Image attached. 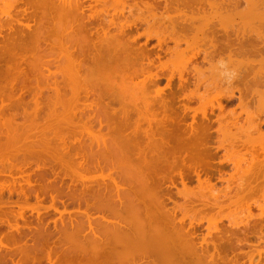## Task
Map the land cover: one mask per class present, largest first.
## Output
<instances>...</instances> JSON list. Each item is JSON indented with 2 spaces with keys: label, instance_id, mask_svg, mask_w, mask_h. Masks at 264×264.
I'll return each mask as SVG.
<instances>
[{
  "label": "bare ground",
  "instance_id": "6f19581e",
  "mask_svg": "<svg viewBox=\"0 0 264 264\" xmlns=\"http://www.w3.org/2000/svg\"><path fill=\"white\" fill-rule=\"evenodd\" d=\"M12 1L13 3L11 4L9 3L8 5L10 9L13 6L12 10H9L8 8H6L7 6H5L6 10L1 8L2 11H0L1 17L4 16L2 14H6L7 16H4L6 18L10 17L9 18L10 20L7 19L8 21L5 20L6 18H3L4 20H2V18L0 17V32H2V34L4 33V35L0 33L1 34V38H0V163H1L0 164L1 165L0 166V264H45L44 260H47L46 262H48L49 264H264V259H263L264 244L260 245L261 242H264V233H263L264 231L262 230V228L264 227V203L259 200L254 201L253 204H256L258 206V207L256 206L255 208H260L259 214L257 215H254L251 212H249V207H246L247 206L246 205L245 207L249 214L246 215L245 219H243L244 215H242L243 216L242 217L239 212H238L239 216L238 215L235 216V214L237 213L235 214L232 213L233 216L230 214L231 218L233 217L232 220L227 218L229 219L228 223L230 224L228 225L230 226V228H226V227L221 228L220 225L222 223L218 226L217 225L218 222H216V220H220V218L222 217L225 218L227 216L226 215L222 216L223 213L220 212L217 213L214 212L215 207L216 209L218 208L216 204L219 205L218 204L220 202L219 200L216 199L217 200L216 204L214 203L215 201H213L215 199L211 201L209 200L210 203L213 201V203H211L212 206L214 205V207L211 208L213 211L211 209L210 211L211 214L214 215L213 216L211 215L212 218L211 217L210 219L208 218L209 223H207L208 225L206 226L207 231L204 230V232H201L198 229V224L201 226L199 220H203L202 218H207V216L210 214L208 213L209 209L207 211L203 210L210 208L209 207L210 203L204 199L201 201L200 200L197 201L196 193L192 189H191L192 191L189 190L190 188L188 186V184L190 183V174L188 175L189 170L190 171L194 170V174L197 176V182L199 183L198 184L199 187L211 190L212 188H214L215 185V183L212 180L213 173H211L207 169H203V170L196 169L197 167L200 168L203 167L205 163L204 162L205 156L209 154L210 151L209 135L211 130H209L208 123H204V120L205 119L209 120V117L207 116L208 113H206L207 109H204V111L202 110L203 112L206 111L205 113H202L200 108V113H202L201 115L204 116V117L202 116L203 121H201V123L200 121H198L199 122L198 123L196 119V115L194 114L193 121L189 124H186L187 122L184 120L186 122V123L184 122L186 124L184 125L183 119L185 118L184 117L185 115L184 116L178 115L177 109L180 104L177 103V106L175 105V103L179 101L178 99L180 96L177 98L174 95L177 94L176 92L177 90H180L179 87L181 88L182 86L185 85L184 81L185 83L187 81L188 77L184 76L185 70L189 72L191 68V70L197 71L199 74V71L204 68L199 66L203 61L209 60V63L207 62L208 64L213 63L210 60V58L214 57L213 52H215V50L214 48L211 49V47L213 46L216 47L218 42L217 44L215 43L212 45L213 42L211 43L207 41L208 39L210 41H213V39L215 38V34H213L215 31L213 32L214 29L212 30L211 27H210L211 36L208 35L209 24L212 22V20H214L213 17L205 18L206 15L204 16L202 13H200L202 15L195 14L196 12L193 15L191 14L193 13L191 11L192 10L191 8H189L190 9L189 11L191 13L189 12L190 15H188L189 16L188 17L186 16L187 15L186 13H183V11L187 12L186 8H184V10L182 8L181 9L179 8L182 11L178 9V4H182L185 6L184 2H186L187 7H190L191 5L188 6V3H192L195 0H182L184 4L180 0H173V1L172 0H113L114 2L111 0H95V1L92 0L94 1L95 4L88 3L89 5L88 4L87 5L89 7H86L87 5L84 4L85 0H37V1L35 0L34 2L32 0V4L30 3L31 5H27L29 7L25 6L27 2L26 3L24 2L25 8H23L22 5H18L21 6L22 8L20 10H19L20 7L16 6L18 7V10L15 9L16 7H14L18 2H16V0H12ZM110 1L112 3H110ZM116 1H118V3H120L121 5L118 3L117 5ZM128 1H132V4H129ZM234 1L240 2V0L239 1L238 0H207L206 2L210 5L212 9L214 8L218 9L219 6L218 4L220 3V5H222L223 3V6H219L221 8V13H222L224 9L222 7L224 6L226 7V4L224 5V2L225 3L230 2V4L235 5V3L237 2L232 3ZM245 1L244 2L246 3V6L247 4L250 5V7H248L249 5L246 7L248 8L247 11H242V8H239L242 11L240 12L238 8L235 9L234 7L233 9L235 10L229 9V12L225 8V10H227L226 12H228V14L230 13L235 15L236 10L238 9L237 11H239V15L254 13L255 17L262 12L260 14V18L261 19L264 18V13H263L264 10L262 8L264 7L263 6L264 0H245ZM162 2H164L163 5L164 10L160 9L162 12L159 10L161 17H158L159 13L156 11V9ZM20 3H22L21 0ZM174 3H176L175 4L176 6L173 5ZM261 3L263 4L261 5L262 10H259L260 11L259 12L257 11L259 8L255 6L258 5L259 7L260 6L259 4ZM140 4H142L145 8H142ZM99 5L101 7H99ZM227 5L229 6L228 3ZM193 6L195 5H192L191 7ZM237 6H240L239 3ZM176 7L179 10V12L178 10H176ZM85 8H88V10L90 11L85 12ZM109 8L113 9V11L112 10L110 11ZM165 8L170 9V11L172 10L174 11L173 8H175V12L172 13L174 15L179 13L183 17L182 13L186 14L185 15L186 17L184 16L183 19L185 20L191 18V22L188 21L189 20L188 19L186 23L187 22H189L188 24L191 23V25L189 26L192 27L193 25L192 29L196 28L195 29L196 31L194 30L195 34L193 33L194 35H191L193 32L191 31L192 29L190 30L188 28V32L187 30L186 33L185 31H183V33L181 32L182 35L180 33H177L180 34L181 38H179V35H177L176 33H174L176 34V36H174L173 34H171V37L169 36L170 40L173 39L174 43L176 44V46H174L175 50L177 49L176 47L180 46L181 41L184 42L186 41L187 42L186 44L188 45L192 41V44L188 46V48H191L193 47L192 45L194 43V40L195 43H197L196 42L197 40H199V43L200 40H202L204 41L203 44L205 48L204 50L205 52L204 51L202 52L206 53L203 61L200 60L202 61L200 64L195 63L196 66L192 64L194 66L193 69L190 66H189L190 68L186 66L188 65L186 63L181 65L185 70L182 69L180 70V72H177V74L179 75L178 78L180 79L179 86L176 85L177 88H174L172 84V80L175 77L176 71L173 70L174 69L173 67H172L173 71L168 68L166 69V66L169 67L168 64L166 65V63H168V60L164 62L163 61L161 62L159 60L160 62L159 64H157L154 62V60L149 59L150 55L148 53H145L146 51L145 52H143V50L139 51V49H143V48L138 47V51L141 53L143 52L141 54L142 56L137 53L136 50L137 48L134 45H132L133 44L132 42L136 41L135 40L136 37L129 36L130 38L123 40V37H125V35L128 34L127 31H130L133 28H138L137 27L138 21L139 22L145 21L146 25L147 24L149 25L148 29H146L147 31L145 32V34H147L146 37L150 38V36H153L155 34V36L156 35L157 36L154 37L155 38L158 37L157 40L159 41L158 42L159 45L167 43L168 42L167 37L164 35V33L160 34L161 31L164 32L163 30L165 29V27L163 28V26H161L159 23H158L159 27L155 26L156 22L153 23L151 22V20H148L147 18L143 17V15L144 16L148 15V13L150 12L151 14H153L151 16V14L149 13L152 19L155 18V16H157V19L160 20V18H162V14H164L163 11L170 13L169 10L166 11ZM227 8H232V6L231 7L229 6ZM134 9L135 10L137 9L136 10L137 12ZM144 10H148L146 11V14L143 13ZM125 11H127V13L129 12V15H127V13L126 15L129 18L131 16L130 19L127 16H125ZM232 11L234 13H231ZM133 12L139 13V14L135 13L138 16H136ZM257 12L259 13L257 14ZM19 13L20 14L22 13V15L18 16ZM215 13H218L217 10L215 11ZM23 14L25 15L24 17ZM237 14L238 12L236 13V15ZM174 15L171 14L167 15L170 16L169 19L171 20V22H169L170 20L166 18L164 14L165 16L164 18L169 20V21L167 20L166 23L169 22L171 24V26L167 24L168 26L166 27V29L167 28L170 29L173 27L172 28L173 32H175V30L177 29V27L175 26L180 24V23L178 24V20H177L178 15L175 19L174 17H172ZM197 15L204 17L206 21L204 22V19L201 18L200 20L198 17L199 19L198 22L197 21L198 19H195V17L197 18ZM234 15H232V17ZM122 16L124 17L121 18L123 20L120 19V17ZM228 16L230 17V15ZM157 19L155 18L152 21ZM192 19H195L197 23H201V24L197 25L193 23L195 20ZM240 19H244V18H240ZM255 19H259V18H255ZM202 20L204 23L201 22ZM161 21L164 22V20L162 19ZM233 21L235 22L236 20L233 19ZM262 21L263 19L261 20V22ZM224 23L225 22H221L220 24L223 29L222 31L226 32L227 34V31L229 30V25L231 24H228L229 22L228 23L226 22L228 24L227 26L226 23L225 24ZM243 24L246 25L247 23L246 24L243 23ZM263 25L259 24V26H263ZM4 26L5 28L6 27L8 28L6 30L5 28L3 29L5 30V32L1 31V29ZM182 26H185L186 28ZM182 26H181L182 28L187 29L186 25L182 24ZM181 27L180 29L182 30ZM239 27L242 28L241 30L236 29L237 34L238 35L242 34L241 36L243 39L248 38L244 36L248 32L252 33L253 31H256V29L262 30L259 29L260 27L255 29V26H253V24L250 25V23L249 25L244 26V28L243 26H239ZM26 28H28L27 30H29V32H30L29 28H33V29H31V32L29 33L27 30H25ZM158 28H160L159 32L156 31L158 30ZM206 28L208 29L207 30L208 33L202 35L204 34V32H206ZM216 28L218 29V27ZM235 28H237V25ZM42 31H45L44 33L46 34H44ZM153 31L156 32L153 33ZM189 31L191 33H189ZM168 32L169 34H167V36L170 35L171 33L170 31ZM176 32L179 31L176 30ZM187 33H189V36L191 35L192 37L185 38L183 34H187ZM199 34H201L203 37H199ZM249 34L250 33H248L247 35L249 36ZM227 35L228 37L225 36L226 37L225 43L227 42L226 43L227 47L228 46L230 47L229 50L232 49L234 50V51L228 50L227 53L234 52V54L233 53L231 54L234 55L233 58L237 59V55L239 53L241 54V51L239 50V53L236 55L235 52L237 50H235L234 47H236L239 43L240 44L242 43L240 41V39L242 40V38L239 39L240 42L237 43V45L235 43L236 46L234 45L232 46L231 44H233L232 42L234 41H231L230 43L228 40L231 39L229 37L230 34L228 33ZM209 36L210 38H208ZM230 36L232 37V35ZM49 37L51 38L50 42H52V40L53 42L55 41L56 43L54 42L55 44L54 46H56L57 44L58 49L60 48L59 50L61 51L56 50L60 55L57 52L56 53L58 54V56L60 57L62 56L63 59L61 60L60 58V61L62 62L59 63V66L57 67L58 69L56 68L54 70H52L51 69L52 67H50L52 63L50 65V63L48 62L49 59L48 60L46 59V61L48 62L47 63L46 61H43V55L40 56V54L43 53L45 54V52L42 51L39 54V50L42 49L40 47L41 39L43 38L45 41L47 40L46 38ZM204 37H206L205 38L206 40L204 39ZM260 38L262 37L260 36ZM205 41L211 43L212 46L210 47L209 45H207ZM253 41H251L252 44H254ZM205 43L208 46V49L207 46H205ZM197 44H195L196 47L193 48L198 49L202 47L200 46V44H199L200 47H197ZM252 44H250V47L252 46ZM45 45H43V47ZM132 46H134L136 49L133 48ZM260 46L264 48V45L260 44ZM239 47L237 49H241V47L240 48ZM243 47H249V46H243ZM172 48L169 49L173 51ZM251 48L255 50L253 47ZM50 49H51V45L50 47L47 48V51ZM197 49H193L197 53L194 52L192 48L191 50L190 49L187 50L193 51L191 52L192 56H197L198 54ZM206 49L208 50V53L206 52ZM242 49L245 51V53L243 51L244 54L246 55H248L249 53L251 54V52L247 50L248 48L247 49L242 48ZM252 49L250 51H252ZM51 50L54 51L55 50L54 47ZM175 50L173 52H175ZM225 50L226 49H224V51ZM246 50L249 53H246ZM256 50L260 51V47H257ZM29 51L31 52L30 55L31 60L33 58L32 61L28 60L29 57L28 54L30 53ZM52 51H50V54L53 53ZM182 51L183 50H181V52ZM32 53H34L33 56ZM177 53L178 50H176L174 54ZM223 53L224 52H222V54ZM243 53L239 55L243 56L244 58L246 55L244 56ZM216 54L217 53L215 52V55ZM231 54H229V57ZM252 54H254L253 51ZM252 54L249 55L250 57L247 56L249 62L250 60H252L251 58L256 56L255 54L253 57H251ZM189 55L191 56V54ZM226 55L228 56V54ZM58 56L56 58L53 56L54 57L53 60L58 59ZM159 56L161 57V55ZM207 56H209V59ZM146 57H148V59L150 60L149 62L147 61L148 62L147 64L144 63V59ZM183 57H185V55ZM260 57H259V61L262 60V59L260 60ZM186 58H184L186 60V61L183 60L184 62H187V59H191V57L187 59ZM243 58L242 59L241 57L239 58V61H241L242 63L236 60L237 62L241 63V65L239 64L240 67L241 66L245 67L247 64L246 66L247 68L248 66L250 67V65L254 64L253 60L251 61L253 62V64H250L248 61H245L247 59H243ZM255 58L256 57H254V59ZM106 59L107 61H105ZM256 59H257L256 61L254 60L255 63L258 61V57ZM111 60L121 61L122 62L121 64L123 65L117 66L116 64L117 62H115L113 63V66H115L114 64H116V66L119 69L118 68H116L117 70L113 69L116 66L113 67L112 64L110 65L111 67L108 66L109 65L108 63H111ZM103 61H105L106 64ZM234 62L232 61V63ZM245 62H248L250 65ZM258 62L256 63L257 65L260 64ZM124 63L126 64L125 66L126 68L123 67ZM104 64L106 66H104ZM179 64L182 63L179 62ZM211 64L210 66H213ZM239 65L238 66L235 65V67L238 68ZM42 67L43 68L47 67L48 74L45 73L46 72L45 69L43 72ZM88 67L89 68L92 67L93 70L94 68L95 70H97V68L104 69V67H107L109 69L105 68L104 70H106L107 72L109 71V73L113 69L114 72L110 74L113 76L115 74L114 76L115 78L117 77L116 74L118 76L120 74L121 78L123 79L126 78L123 75L124 70L126 69V72H128L129 74L130 72H132L133 75H128L131 76V79L132 78L139 79V77L142 78L140 79V82L139 81L131 82L133 79L131 80L130 77L129 78L127 77L126 80L124 79V81L122 82L124 84L120 82L121 85L119 84V86L117 87L118 84L116 82H118L117 81L118 79L120 80V77L118 79L116 78L114 82L113 80L111 82L110 77L107 76L109 80L106 79V82L104 80V84H103L102 79H105L106 77L103 76L102 79H100V77L99 79L97 78L100 81L102 80V82L95 80L94 87H93V83H91L92 89L90 88L91 90H89L88 88L90 86L89 85L90 82L89 84H86L83 81L84 80L85 82L86 80L87 82L88 80L91 81V78L86 79L85 77L84 79H82V82H80V78H82L83 76V74L81 76L80 73L85 68L84 74L87 75L88 71H90L88 70L89 69ZM254 67H256L255 64L253 67H251V71L253 75L255 74L254 77L253 75L249 74L250 72L247 73L248 72L247 69H246L247 71L246 70L245 71L248 74V77H250L251 75L253 78H255L256 76L255 79L251 77L250 78L246 77L247 76V75L245 76L246 73L243 74L244 75L243 77L241 76L240 77L243 78L244 80L245 77L247 78V80L252 79L251 80L252 83L256 81L255 82L256 87L254 86L255 87L254 88L253 87L254 84L252 83L251 85H248L250 84L248 83L250 80L243 81L241 79V83L243 84V86H241V89L238 88L240 91L239 93L241 94L239 97L241 98V100L239 99V102H242L243 99L246 100L248 103L249 99L247 100L245 95H248L250 92L251 95L258 94V96H262L260 97L259 101H261L264 96L263 93L264 67L263 65H262L263 68L259 67L260 69L262 68L260 71L259 70L256 71L258 69V66L256 67V69ZM127 68L128 69L131 68V71H129ZM237 68L236 71L239 69ZM243 68L242 70H244ZM120 70H122L123 72H121ZM202 71H200V74L198 76L201 75L203 76V74H201ZM253 71L257 72L259 77H257L256 75L257 73H254ZM58 74H60L61 78L64 80L62 81L64 82L63 85L64 84L67 85L65 86V88L68 87L69 85L70 90L68 89V91H70L71 93L68 92V94L70 93L71 95L70 98H67L65 94L67 92L64 93L65 94L64 97L60 86L62 84H59V81L61 82V80L59 79L61 78L60 77L58 78ZM235 75H236L235 76L236 79L237 74ZM164 76L165 78L167 77L166 86L169 88V90H167L168 88H165V86L157 90H154L156 88L153 87L154 93H152L153 91L150 90L147 93V90L149 88L146 90L139 87L138 90V83L141 86L143 84L144 87L146 88L148 84H155V83L157 84V82H159L160 79ZM259 78H261L260 80L262 82V85L257 84V83H261L260 80H258ZM199 79L201 78L199 77ZM256 79L258 80V82ZM107 80L108 82L117 84V85L114 84L115 86L112 84L111 87L112 89L115 90L116 87L117 89L120 87L119 90H116L117 91L116 92L114 90L112 91L111 88H110L111 90L109 88H105L108 86V85L105 86ZM238 80L240 82L239 75L237 81ZM126 81L133 83L134 88H129L130 89L129 90L127 87L129 86L133 87V86L132 84L126 85L125 83H129ZM48 82H49L48 88L52 90V87L50 85L53 86L54 92L53 91L51 92L52 94L54 93L53 96L49 91L45 92L48 94H45V96H43V88H46L44 86H48L45 85V83ZM95 82L102 83L103 87H99L98 84L95 85L96 84ZM201 82L202 81H200V83ZM245 82H247L248 84ZM83 83L86 85L85 87L83 86ZM135 84H137V86ZM195 84H196L195 87H197V85H200L198 84V82L197 83L195 82ZM244 84L248 85V87H246V85ZM63 85L62 87H64ZM258 85H260V88L263 89L261 90L260 88H258L259 87ZM109 86H111V84H109ZM157 86L158 84L156 85V87ZM242 87L244 88L242 89ZM140 88L142 89V91ZM197 88H199V86ZM133 89H136V91ZM81 90H83L84 94L83 93L82 94L85 96L84 97L82 95L83 97L82 99H80V102L83 104L85 101L88 100L89 93H91L92 90L96 92V97H94L95 99H91L94 102V103L92 102L94 106L91 102H89V100H88L89 103L88 104L86 103V106L88 107L90 106V108L96 107L95 109H93V111H96L97 109L98 116L97 114L95 115V117L97 116L99 120L98 126H96L98 129L97 131L95 130L94 127L95 124L94 122L96 121L95 119L97 118H93L94 116L92 115V113L95 114L94 112L91 113V111H88L89 113H91V115L89 114L90 117L93 116L91 118H93V120L95 121L88 120L91 118L87 117L89 115L86 116L85 114L87 118L86 121L83 120L84 118H79L82 119V123L78 119V117H76L75 115L76 113L75 114L73 113L75 109L77 110V108H75L76 106L75 102L79 103L78 99L80 97L79 95ZM120 90H124V94L126 95L128 92L131 91L134 92V94H132V92L128 94V96L131 97V99H128L127 102L125 101V98L122 97V95L124 94H121V92L123 93V91L120 92ZM195 91L198 92L199 89L198 90L195 89ZM195 91L194 89H192L190 91L191 93L189 92L190 95L188 96L187 93V96L186 95L185 96L189 98L196 97L195 96L196 94L193 93ZM113 92L114 93L116 92V94H113ZM143 92H145L147 95L148 94L150 95L147 96L148 99H146L147 97L145 98L146 100L142 98L144 97L143 95H145V93ZM138 93L143 94L142 97L140 96L142 100L140 99ZM28 95H32L33 99L31 98L32 96L28 98L27 97ZM46 95L47 96L51 95V100L48 99V97L50 96L46 97ZM126 95L124 96L126 97ZM197 95L200 94L198 93ZM200 96L202 97V95ZM43 97L44 99L47 98L49 101H51L49 102L47 101V99L45 100V102L47 101L45 104L48 103L46 106H48L49 108L46 109L45 107L46 111H44L45 104L43 105L44 102ZM173 97H176L177 99L174 98L175 99L174 100ZM201 97L197 100H200ZM26 98L27 100L29 99L28 100L29 102L31 101V103H33L32 105L31 103H29V105L33 109L31 107L29 108L27 104L28 101L26 102ZM83 98H85L84 102H82ZM134 98L136 99V102L134 101L135 100ZM189 98L186 100V102L190 101ZM216 98L219 97L217 96ZM193 99H191V102ZM129 100H131L132 103L133 102L135 103L131 104L130 103L131 101L129 102ZM139 101L142 104L141 103L138 104ZM103 102L105 103V105L104 107L100 108V106H103L102 104ZM219 102H220V98L218 100V106L220 107V109L219 107L218 109L219 110L224 109L225 106L223 105V102L220 103ZM262 103L261 104L260 102L258 103L261 106V108L256 106L258 110L260 109L263 110L264 103L263 104ZM113 104H120L119 114L115 111L116 108L118 109V106L117 107L112 106ZM239 104L241 105V103ZM59 105H61L60 112H59L60 107H58ZM73 106L75 109L73 108ZM183 106H187V105H183ZM80 107L82 106H79V108ZM110 107H113L114 111L113 108ZM188 107L189 106H187V108ZM216 107L217 105L213 108ZM243 107L244 106H242V108ZM187 108L184 110L188 111L190 109ZM62 109L64 110V112L62 111ZM42 111L47 113V117H44L45 118L44 120L40 119L42 118V116H44V112ZM222 111L223 110H221V112ZM73 117L76 118V120H78L79 123H81V126L79 125L78 121L76 122L77 124L74 123L76 120L73 119ZM230 118L229 119L226 118V119L231 120ZM39 119L41 121L37 122ZM219 119L221 121L222 120L226 121L225 117ZM250 119L252 118L250 117L248 119L249 120L248 122H252V120L250 121ZM258 120H262V119L259 118ZM215 121L217 122L218 120L216 119ZM221 121L220 123H222L223 125L224 121L222 122ZM196 123L198 124V126L194 125ZM229 123L227 121L226 126L225 124L224 126L227 127ZM255 123L254 124L251 123L252 124V127H250L251 129L255 128L253 126L256 125ZM260 123L262 124V122ZM235 124H237V122ZM188 125H190L191 127L189 128ZM220 125L221 124H219L218 128L221 129L220 132L221 134L222 131L225 130L226 128ZM231 126L233 125L231 124ZM238 126H242V124L239 123ZM249 126L251 125L249 124ZM105 127L107 128L105 129V131L108 134L106 135L108 137L105 136L104 133L105 131L102 130ZM221 127H223L224 129ZM258 127H260V125ZM227 128L229 129V126ZM261 128L260 130H262ZM228 129H226L225 132H228L227 131ZM257 129L259 128L256 127L255 131H257ZM94 130L98 134L95 133ZM235 130L236 129L229 130V132L231 133L233 132L232 137H234L233 135H235L234 134ZM238 130H240L239 127ZM260 130H258L257 132L263 134V130L262 131ZM245 133L246 132H244V134ZM260 133H258L259 137H260ZM84 134L85 135L87 134V136L89 137L88 142H85V144L89 143V145H91V143L89 142L90 140H92L91 142L96 141L95 145L99 147H101L100 145L102 146L104 145L102 148H100L101 151L103 150V148H106V150L102 151V153L101 151H98L101 153L100 155L99 153L96 154L97 150H99L97 149L98 148L97 146H96L97 148L95 147V149L97 150L94 149L96 151L94 152V154L92 153L93 150H91L92 152L88 150L90 153H86V151H84L85 149H83V152L85 153L79 151L80 149L82 150L83 148L82 146L85 138ZM255 134L258 136L257 133ZM222 135H223L222 138L219 139L222 140V145H224L226 141L229 142L231 136H228V134L226 135L224 133H222ZM72 137L74 140H76L75 141L76 143L78 141V144L79 142H81L80 140H83L82 146L80 145L81 143L79 144V146L78 145L76 146L75 142H74L75 145L68 144V141L72 139ZM248 137L251 138V136ZM260 138L262 139H259L258 141L257 140L254 141L259 142L261 140L262 143L259 142L260 146L256 144L255 145L257 147H260V149L258 150L264 154V136ZM73 139L71 142L70 141L69 142L72 143ZM248 139L246 138V140ZM254 139L256 138L254 137ZM243 140L240 139L242 143L239 140L238 143V141L236 140L235 141L236 144L234 140H233V144H231L232 143L231 140L230 141L231 143L229 142L230 146L228 145L229 150L231 148H234L233 150L235 149L238 150L242 148L241 146L244 147V145H242L243 142L248 143V141L245 142ZM249 142L252 141L249 140ZM236 145H240V147L239 146L235 147ZM85 146L86 145H84V147ZM71 150H72V154L70 152ZM181 151L182 153L186 152V155L184 156L185 158H180V156H182ZM230 153L227 154L229 155ZM236 154L235 157H238V152H236ZM231 155H233V153H231L230 156ZM230 156L229 159L233 161V165L236 166L235 163L237 164L239 163L237 166L238 168H240L241 165L240 163L243 161V159L240 158L242 160L239 159L240 162H237L239 157L236 160H233L234 156L233 159L232 156L231 157ZM100 157L102 158V160H99ZM50 159H52L54 162H51ZM100 161H103L102 163L105 162L106 165L105 164L101 165ZM254 164L255 163L253 162V167L255 166ZM92 168L93 171L95 169L97 170V168H99L97 171L101 169V175L103 176H100V172H98L99 174H97L98 176H96L97 180L95 176L94 178H92L93 175L95 174H92V177L87 176L86 174L88 172L91 171V173H93ZM237 170L238 172L242 171V170L239 171V169ZM102 171L105 173L102 174ZM245 171L242 172L244 173ZM176 173H178L180 176V181H179L181 183L180 188L177 186V183L175 181ZM202 173L205 174L203 175L205 176L204 178L201 177ZM244 174H247V171ZM67 178H69L71 182L69 181L68 183L64 184L65 179ZM168 181L169 184L167 183ZM240 183L242 184L241 181ZM78 184H80L81 186L78 187L79 186ZM173 186L176 187V191H177L176 197L178 196H181V198L183 197L182 198L184 199L183 202H180V200H178L173 195V191H172ZM241 186L242 185L238 186L240 187L239 192L244 190L241 188ZM5 192H8L10 196L13 195L14 192H17L19 197L18 200L21 199V201L19 200L20 201L19 204L15 202L17 203V208H18L17 211L9 208L11 206V202L8 201V199H5L4 196ZM201 193L203 195V192H200V194ZM32 196H34L36 200L34 203L33 202L31 203ZM47 196L50 197L51 203L49 205L44 204L45 200L47 199ZM215 196L216 195H214V197ZM237 198L238 195L235 198V200L236 201H238L239 199H240L239 201L242 200L240 197L239 199ZM65 199H69V200L66 201ZM70 200L73 202L76 201L78 202L79 206L77 205L76 208H74L76 210H72V208L71 209L67 208L68 206L67 203ZM229 200L230 201L228 203V206L230 209L231 208L230 206H233L234 202L235 204L237 202L235 200L233 201L232 198H229ZM261 200H264V198ZM170 201L172 203L171 205L169 204ZM60 202L63 208H61L59 204ZM198 203L202 204V206L200 204L199 206L202 207V211L207 215L206 217H203L205 216V214L203 213H202L203 215L200 214L202 218L198 216L199 215L198 208H199V213L201 210L200 207L196 208V205ZM239 203L242 206V202H238L237 205ZM25 208L27 209L29 208L32 211H36L37 223L33 219L29 218V216L25 215L24 212ZM219 211L222 212V209H219ZM230 211H232V209H230ZM55 213L59 214L57 215L58 216L57 218H59L58 221L60 223L57 221L56 217L52 216ZM215 213L216 214L220 213L222 217L216 216L219 219L214 218ZM195 216H197V218ZM237 216L239 218L241 216V218L236 220ZM198 217L201 219H198ZM19 219L22 220V222H20ZM51 220L54 223L53 225L54 230L48 228L49 222ZM187 220H189V222ZM240 223L241 224L243 223L245 227L239 225ZM238 226H242V227H238ZM250 229L255 231L251 233H246V231L248 230L250 231ZM257 230H259L261 234L257 235L256 234ZM250 234L251 235L256 234L257 236L256 239L257 241L255 240L256 243L253 240L249 239L251 237ZM29 238H31L33 241V243H31L32 245H29L28 243L30 242H27ZM256 246H261V247L258 248ZM246 247H249V249L248 248L245 249ZM241 257L247 258L249 260L248 261L249 263L248 262L246 263L245 262L246 260L244 259L241 260L240 259Z\"/></svg>",
  "mask_w": 264,
  "mask_h": 264
},
{
  "label": "rangeland",
  "instance_id": "374dc122",
  "mask_svg": "<svg viewBox=\"0 0 264 264\" xmlns=\"http://www.w3.org/2000/svg\"><path fill=\"white\" fill-rule=\"evenodd\" d=\"M7 1V2H6ZM9 0H0V11H2L1 10V8L2 9H4V10H6V8H8L9 10H12V7H11V9L8 7V5H9V3L11 4V3H13V1L12 0H10L9 2H8ZM35 0H33V2H34ZM37 1V0H36ZM92 0H85L84 1V4L85 5H87L88 3L90 4H92V3H94V1H92ZM111 1H113V0H111ZM110 1V3H112ZM173 1V0H172ZM180 1H182V0H180ZM199 0H195V1H193L192 3H188V6H192V5H195L196 6V9H195V6H193V7H187V5H186V2H184L185 3V6L184 5H182V4H178V9L180 8H182L183 10H184V8H186L185 10L187 11V12H185V11H183V13H186V14H183L182 13V15H183V17L181 16V14H172V13H174L175 12V8H173L174 9V11L172 12V11H170V9H166V11L167 10H169V12L170 13H168V12H164L163 11V13L165 14V16H166V18H168L169 19V17L170 16H167L168 14L170 15H174V16H172V17H174V19L177 17V15H178V17L179 16H181V17H177V20H178V24L179 25H176L175 27H177V31H179V32H176V30H175V32H173V30H172V28H170L171 30H172V32H171V30L169 29V28H167L166 29V27L169 25V26H171V24L169 23V22H171V20L169 21L168 19H165L164 17V14H162V18H160V20L159 19H157V16H155V18L157 19V20H154V21H152L153 19H155V18H151V16L153 15V14H151L150 12V14H151V16H150V14L148 13V15H143V17L144 18H147L148 20H151V22H156L155 23V26H158L159 27V24L161 25V26H163V28L165 27V29L163 30L162 28V30L164 31V32H160V34L161 33H164V35L167 37V43H164V44H162V45H159V41L157 40V38H155L156 36H155V34L153 35V36H150V38H147L146 36H147V34H145V32L147 31L146 29H148V27H149V25L147 24L146 25V22L144 21V22H142V21H138V23H137V27L138 28H133L132 30H130V31H127L128 32V34L127 35H125V37H123V40H126V39H128V38H130L129 36H133V37H136V41H133L132 43V45H134V46H132L133 48H135L136 50H137V53L138 54H142L143 52H145V53H148L150 56H149V59H151V60H154V62L155 63H157V64H159V62L161 61H167L168 60V63H166V65L168 64V66L169 67H167L166 66V69L168 68V69H173L174 71H176V74H175V77H174V79L172 80V84H173V87L174 88H177V86H179V84H180V79L178 78L179 77V75L177 74V72H180V70H182V69H184L183 68V66H181V65H183V64H188V65H186V66H190V67H192V69H193V65L192 64H194L195 65V63H198V64H200L202 61H203V59H204V57H205V55H206V53H204L205 51V48H204V44H203V42L204 41H202V40H200V43H199V40H197L196 42L197 43H199L200 44V46H202V47H200L199 46V44H197V43H195V40H194V43H193V47H196V45L195 44H197V47H200V48H193V47H191L192 48V50L193 49H197L198 50V54H197V56H192V53L191 52H196L195 50H193V51H190L191 50V48H188V46H190V44H192V41L190 42V44L188 45V44H186L187 42L185 41H181L180 43V46L179 47H176L177 49L176 50H178V55L177 54H174L175 52H176V50H175V47L174 46H176V44L174 43V41H173V39H171L170 40V37H171V34H173L174 36H176V34L177 33H180L181 35H182V33H183V31H185V33H186V30H187V32H188V28L191 30L192 29V27H193V25H192V27H190L189 25H191V23L190 24H188L189 22H187L186 23V21L189 19H183L184 18V16L186 15V16H188V15H190V9L189 8H191L192 10V12L193 13H191V14H193L194 15V13L195 14H200V13H202L204 16H205V18H208V17H213V19L214 20H212V22L209 24V33L207 32V28H206V32H204V34H202V35H205V33L207 34L208 33V35H210V32H211V29L213 30V34H215V38L213 39V41H210L209 39L207 40L208 42H213L212 43V45L213 44H217V42H218V44L216 45V47H211L212 45H211V43H208L207 41H205L206 43H207V45H209L210 47H211V49H213L214 48V50H215V52L217 53L216 55H215V52H213V54H214V57H212V58H210V60L213 62L211 65H213V66H210V64H208L209 63V60H206V61H203L199 66H201L202 68V70H200V71H202V73L201 74H203V76L201 75V76H198L199 74H200V71H199V74H198V72L197 71H193V70H191V68H190V71L188 72V71H186L185 69V71H184V73H185V77H188L187 78V81H186V83H185V81H184V86H182L181 88L179 87V89L180 90H177L176 92H177V94L176 95H174V96H176L177 98L179 97V101L178 102H176L175 103V105L177 106V103L178 104H180L179 105V107H178V115H181V116H184L185 118L183 119V123L185 122L186 124H189V123H191L192 121H193V115L195 114L196 115V119H197V122L198 121H200V123H201V121H203V115H201L202 113H205V112H203L204 111V109H207V112L206 113H208L207 114V116L209 117V120H207V119H205L204 120V123H208V126H209V130H211V132H210V135H209V149H210V151H209V154H207L206 156H205V159H204V165H203V167H197L196 169H201V170H203V169H207L208 171H210L211 173H213V175H212V180H213V182L215 183V185H214V188H212L211 190L209 189H206V188H201V187H199L198 186V182H197V176L194 174V170H192V171H188V175L190 174V183L188 184V186H189V190H193L195 193H196V199H197V201L198 200H207L209 203H210V201L211 200H213V199H215V200H213V201H215L214 203L216 204V201L217 200H219L220 202L218 203L219 205H217L216 204V206H218V208L219 209H222V212L221 211H219V209L217 208L216 209V207H215V211L214 212H220V213H223L222 214V216H227V217H225V218H223L222 216H221V214L219 213V214H216L215 213V217L214 218H217L218 216H221L222 218H220V220H216V222H218L217 223V225L219 226L221 223V225H220V227L221 228H230V226L228 225V224H230V223H228V220L230 219V220H232V218H231V215H232V213H237V214H235V216L236 215H238L239 213H240V215L242 216V215H244V218L243 219H245L246 218V215H248L249 213H248V211H247V209H246V207H249V212H251L252 214H254V215H257V214H259V209L260 208H255L257 205L256 204H253L254 203V201L255 200H259V201H261V202H263L264 203V200H261V199H263L264 198V154L263 153H261V151H259L258 149H260V147H257L256 145H258V146H260L259 145V142L260 143H262L261 142V140L259 141V142H257L259 139H262V138H260V137H263L264 136V107H263V110L262 109H260L261 108V106L258 104L259 102H260V104L263 102V100H264V96H263V98H262V100L261 101H259V99H260V97H262V96H258V94H256V95H254V94H252L251 95V92L248 94V95H245L246 96V99L248 100L249 99V101H248V103H247V101L246 100H243L242 99V102L244 103H242V102H239V99L241 100V98H239L240 97V91H239V89L238 88H240L241 89V86H243V84L241 83V79L243 80V81H246L247 80V78L246 77H248V74L247 73H249V74H251V75H253V73H252V71H251V67H253L254 66V64L256 65V67L258 66V69L256 70V71H260L263 67H264V48H262L261 46H260V44L261 45H264L263 44V42H264V39H263V35H264V18H262L263 19V23L261 22V18H260V14L262 13H259L260 11L259 10H262L261 9V5H263L262 3L261 4H259L260 6L258 7V5L257 6H255V7H257V8H259L257 11H259V12H257V14H258V16H254L255 14L253 13H247V14H242L243 15V17H242V15L240 14L239 15V11H237L239 8H242V11H247L248 10V8H246L249 4H247V6H246V1L245 0H240V2H237V1H234V2H232V3H235V2H237V3H235V5H232V4H230V2H227L228 4H229V6L231 7L232 6V8H227V7H229L228 5H227V3H225L224 2V5L226 4V7L224 6V7H222V8H224L223 9V11H222V13H221V8L219 7V6H223V3H222V5H220V3L218 4L219 6H218V9H220V10H218L217 8H214V9H212L211 7H210V5L206 2L207 0H202V3H201V0L198 2ZM205 1V2H204ZM239 1V0H238ZM245 1V2H244ZM15 2V1H14ZM16 2H18V3H16V5L14 6V7H16V6H18V5H22L23 6V8H25V6L26 7H29V6H27V5H31L32 4V0L30 1H28V0H21V2L22 3H20V0L18 1V0H16ZM27 2V4L25 5V3ZM28 2H29V4H28ZM114 2V1H113ZM129 2V4H132V1H128ZM264 2V1H263ZM7 3V4H6ZM31 3V4H30ZM118 3V1H116V4ZM182 3H183V1H182ZM183 3V4H184ZM195 3V4H194ZM197 3V4H196ZM206 3V4H205ZM238 3H239V5L240 6H237L238 5ZM245 3V4H244ZM88 4V5H89ZM95 4V3H94ZM118 4H120V3H118ZM117 4V5H118ZM176 3H174L173 5L174 6H176L175 5ZM198 4H199V6H198ZM208 4V5H207ZM237 4V5H236ZM25 5V6H24ZM86 6V7H89V6ZM121 5V4H120ZM161 5V6H160ZM159 6H158V10L156 9V11L159 13V16L158 17H161V14H160V12H159V10L161 9H163L164 10V7H163V5H164V2H162L161 4H160ZM5 6H7L6 8H5ZM140 6L142 7V8H145L142 4H140ZM180 6H182V7H180ZM264 6V5H263ZM18 7H20L19 8V10L20 9H22L21 8V6H18ZM18 7H16L15 9L16 10H18ZM99 7H101L100 5H99ZM112 7V6H111ZM120 7V6H119ZM235 7V9L236 8H238L237 10H236V12H235V15L234 14H228V12H229V9L230 10H232L233 8ZM248 7H250V5L248 6ZM113 8V7H112ZM127 8V7H126ZM194 8V9H193ZM199 10H198V9ZM202 8V9H201ZM225 8L228 10V12H226L227 10H225ZM263 8V10H264V7H262ZM110 9V11L112 10L113 11V9H111V8H109ZM128 9H129V7H128ZM177 9V7H176V10H178ZM179 9V10H180ZM205 9V10H204ZM235 9H233V10H235ZM244 9V10H243ZM135 10V9H134ZM137 10V9H136ZM135 10V11H136ZM160 10V11H161ZM179 10H178V12H179ZM202 10V11H201ZM217 10V12L218 13H215V11ZM240 10V9H239ZM90 10H88V8H85V12H89ZM146 11H148V10H144L143 11V13H145L146 14ZM155 11V12H156ZM180 11H182V10H180ZM198 11V12H197ZM200 11V12H199ZM225 11V12H224ZM241 10H240V12H242ZM137 12V11H136ZM135 12V13H136ZM156 12V13H157ZM162 12V11H161ZM190 12V13H189ZM204 12V13H203ZM224 12V13H223ZM238 12V16L236 15V13ZM126 13H127V11H125V16H127V15H129V12L127 13V15H126ZM134 13V12H133ZM134 13V14H135ZM231 13H234L233 11L231 12ZM263 13H264V11H263ZM136 14H139V13H136ZM135 14V15H136ZM202 14H200V15H202ZM218 14V15H217ZM2 15H4V16H7L6 14H2ZM20 15H22V13L20 14L19 13V15L18 16H20ZM141 15V16H142ZM158 15V14H157ZM221 15V16H220ZM228 15H230V17L228 16ZM232 15H234L233 17H232ZM245 15V16H244ZM263 15V14H262ZM261 15V16H262ZM1 17V14H0V17L2 18V20H4L3 18H6V17ZM25 15L23 14V17H24ZM136 16H138V15H136ZM149 16H150V19H149ZM185 16V17H186ZM192 16V15H191ZM247 16V17H246ZM249 16V17H248ZM253 16V17H252ZM128 17V16H127ZM189 17V16H188ZM198 17H199V19L201 20V18L202 19H204V17H202V16H199V15H197V18L195 17V19H198ZM216 17V18H215ZM222 17V18H221ZM235 17V18H234ZM263 17V16H262ZM10 18V17H9ZM9 18H6L5 20H10ZM21 18V17H20ZM121 18H124L123 16L122 17H120V19ZM129 18V17H128ZM130 18H131V16H130ZM129 18V19H130ZM234 20H236L235 22L233 21V19ZM240 18H244V19H240ZM246 18H248V19H246ZM255 18H259L260 19V21H259V19H255ZM117 19V18H116ZM115 19V20H116ZM161 19L162 20H164V22L163 21H161ZM195 19H192V20H195ZM199 19L197 20L198 22H199ZM232 19V20H231ZM241 20V22H240V20ZM1 20V21H2ZM7 20V21H8ZM118 20V19H117ZM121 20H123V19H121ZM159 20V21H158ZM167 20L169 21L168 23H166L167 22ZM183 20V21H182ZM219 20V21H218ZM230 20V21H229ZM247 22H246V21ZM252 22H251V21ZM258 20V21H257ZM188 21H190L191 22V18L188 20ZM197 21L195 20L193 23H195V24H201V23H197ZM206 21V19H204V22ZM245 21V22H244ZM256 21V22H255ZM150 22V21H149ZM163 24H161V23ZM183 22V23H182ZM185 22V23H184ZM201 22H203V20L201 21ZM203 22V23H204ZM221 22H229L228 24H231V25H229V30L227 31V34L229 33L230 35H232V37L229 35V37L231 38V39H228L229 40V42L231 43V41H234V42H232L233 44H231L232 46L234 45V46H236L237 45V43H239L240 41L242 42L241 44L239 43L237 46L239 47H241V49H237L238 47L236 46V47H234V49L235 50H237L236 52H235V54L237 55L238 53H239V50L241 51V54L243 53V49L242 48H244V49H247L249 52H251V54H252V51H253V53L254 54H252V56L251 57H253L255 54H256V56H254V57H258V61H259V57H260V60L261 61H257L258 63H260V64H256L255 63V61L257 60L256 58L254 59V57L253 58H251L252 60H253V62H254V64H253V62H251L252 60H250V62L248 61V59H247V56H249V55H251L247 50H246V53H249L248 55H246V54H244L245 53V51H244V58H243V56H240L239 54L237 55V59L236 58H233L234 57V52H230V53H227V51L229 50V46L227 47V45H226V43H225V36H227L228 37V35L226 34V32H224V31H222L223 29H222V26H221ZM233 22V23H232ZM159 23V24H158ZM217 25H216V24ZM224 23V24H225ZM226 23V25L228 26V24ZM242 23V24H241ZM243 23H247L246 25H249V23H250V25H252L253 24V26H255V29L256 28H259V29H262L263 30V32H262V30H258V29H256V31H253L252 33L251 32H248V33H250L249 34V36L247 35V34H245L244 36L245 37H248V38H242V34H240V35H238L237 34V30L238 29H240L241 30V28L239 27V26H243V28H244V26H246V25H244ZM256 23V24H255ZM151 24V23H150ZM168 24V25H167ZM182 24H184V25H186L187 26V24H188V26H187V29H185L186 27L185 26H182ZM194 24V25H195ZM213 26H212V25ZM215 24V25H214ZM237 25V28H235L236 27V25ZM239 24H241V25H239ZM259 24H262L263 26H259ZM152 25V24H151ZM211 25V26H210ZM235 25V26H234ZM239 25V26H238ZM153 26H154V24H153ZM185 27V28H182V27ZM218 27V29L216 28V27ZM221 26V27H220ZM232 26V27H231ZM234 26V27H233ZM257 26V27H256ZM259 26V27H258ZM180 27L182 28V30L180 29ZM210 27H211V29H210ZM214 27V28H213ZM220 27V28H219ZM250 27V26H249ZM248 27V28H249ZM5 28V26L1 29V31H3V32H5V30L6 29H8L7 27L5 28V30H3ZM156 28V27H155ZM28 28H26L25 30H27ZM30 29V32H31V29H33V28H29ZM196 29V28H195ZM195 29H192L191 31H193L192 32V34L191 35H194L195 34ZM234 29V30H233ZM237 29V30H236ZM254 29V30H255ZM195 30V31H194ZM217 30V31H216ZM219 30V31H218ZM7 31H9V30H7ZM6 31V32H7ZM28 32H29V30H27ZM156 31H160V28H158V30H156ZM156 31H153V33L154 32H156ZM166 31V32H165ZM168 31H170L171 33H170V35H168L167 36V34H169V32ZM233 31V32H232ZM235 31V32H234ZM260 31H261V33H260ZM27 32V33H28ZM29 32V33H30ZM43 33L45 32V31H42ZM168 32V33H167ZM182 32V33H181ZM217 32V33H216ZM219 32H221V33H219ZM256 32V33H255ZM258 32V33H257ZM1 34H2V32H0ZM101 33H102V31H101ZM166 33V34H165ZM174 33H176V34H174ZM189 33H191L190 31H189ZM189 33H187L188 34V36H187V34H183L184 35V37L186 38V37H188V38H190V37H192L191 35L189 36ZM194 33V34H193ZM219 33V34H218ZM237 34V36H236V34ZM253 33H255V34H253ZM1 34H0V38H1ZM44 34H46V33H44ZM180 34H177V35H179V38H181L180 37ZM233 34H234V37H233ZM256 34H257V37H256ZM260 34H263V35H260ZM2 35H4V33L2 34ZM6 35V34H5ZM186 35V36H185ZM201 34H199V37H203L202 35L200 36ZM247 35V36H246ZM251 35V36H250ZM155 36V37H154ZM159 36H161V35H159ZM163 36V35H162ZM170 36V37H169ZM211 36V35H210ZM210 36L208 37V38H210ZM224 36V37H223ZM239 36V37H238ZM243 36V37H244ZM255 36V37H254ZM259 36V37H258ZM260 36L262 37V38H260ZM48 37V36H47ZM51 37V36H50ZM49 37V38H50ZM95 37V36H94ZM207 37V36H206ZM206 37H204V39L206 38ZM218 37V38H217ZM237 37H238V40H237ZM250 37V38H249ZM254 37V38H253ZM49 38H46L47 40H45L44 41V39L42 38L41 39V41H40V47L43 49H41V50H39V54L43 51V52H45V54L43 53V54H40V56H42L43 55V61H46V59L48 60V62L50 63V65H51V63H52V65L50 66V67H52L51 69L52 70H54V69H56L58 66H59V63L60 62H62V61H60V58H61V60H63L62 59V56L60 57V56H58V52L56 51V50H59L58 49V46H57V44H56V46H54L55 44H54V42H53V40H52V42H50L51 41V38L49 39ZM53 38V37H52ZM183 38V37H182ZM216 38H217V40H216ZM232 38H233V40H232ZM240 38H242V40L240 39ZM184 39V38H183ZM224 39V40H223ZM236 39V40H235ZM239 39H240V41H239ZM248 39H249V41H248ZM252 39V40H251ZM259 39H260V41H259ZM48 40H49V42H48ZM206 40V39H205ZM219 40V41H218ZM227 40V39H226ZM254 40V41H253ZM237 41V42H236ZM251 41H253V43L254 44H252L251 43ZM252 44V46L251 47H253L255 50H253L251 47H250V44ZM257 42V43H256ZM260 42V43H259ZM45 43H46V45H45ZM51 43V44H50ZM53 43V44H52ZM56 43V42H55ZM206 43H205V46H207L206 45ZM224 43V44H223ZM235 43H236V45H235ZM256 43V44H255ZM259 43V44H258ZM42 44V45H41ZM48 44H50L51 45V49H53V47H54V51H52L51 49L50 50H48L47 51V48L48 47H50V45H48ZM175 44V45H174ZM223 44V45H222ZM248 44V45H247ZM43 45H45L44 47H43ZM53 45V46H52ZM226 45V46H225ZM229 45V44H228ZM254 45H255V47H254ZM258 45V46H257ZM47 46V47H46ZM161 46V47H160ZM220 46H221V48H220ZM223 46V47H222ZM232 46H231V49H232ZM243 46H249V47H243ZM138 47L139 48H143V49H139V51H142L143 50V52L141 53V52H139L138 51ZM172 47H174V48H172ZM225 47V48H224ZM239 47V48H240ZM257 47H260V51H257L256 50V48ZM32 48H34V47H32ZM169 48H172V50L174 51L175 50V52H173V51H171ZM184 48V49H183ZM185 48H187V49H190V50H187V49H185ZM204 48V49H203ZM218 48H220V49H218ZM250 48V49H249ZM31 49V48H30ZM200 49V50H199ZM207 49H208V46H207ZM206 49V52L208 53V50ZM210 49V48H209ZM218 49V50H217ZM224 49H226L225 51H224ZM252 49V51H250ZM181 50H183L182 52H181ZM187 50V51H186ZM213 50V51H214ZM219 50H221V51H219ZM48 53H47V52ZM50 51H52L51 53L52 54H50ZM59 51H61V50H59ZM171 51V52H170ZM202 51H204V52H202ZM211 51V50H210ZM209 51V52H210ZM229 51H234L233 49L232 50H229ZM256 51H257V53H256ZM30 52V51H29ZM28 52V53H29ZM33 52V51H32ZM56 54H55V53ZM219 52V53H218ZM222 52H224L223 54H222ZM27 53V54H28ZM35 53H36V51H35ZM180 53V54H179ZM187 53V54H186ZM191 54V56L189 55V54ZM197 53V52H196ZM221 53V54H220ZM231 53H233V54H231ZM33 54L34 53H32V56H33ZM39 54H36V55H39ZM172 54V55H171ZM219 54V55H218ZM226 54H228V56L226 55ZM229 54H231L232 55V57H231V55H230V57H229ZM30 55H31V52L28 54V60H31V58H30ZM58 56V59H55V60H53L54 59V57L56 58L57 56ZM60 55V54H59ZM62 55V54H61ZM159 55H161V57L159 56ZM173 55H175V56H173ZM185 55V57H183ZM186 55H187V58H189V57H191V59H187L186 58ZM210 55V54H209ZM226 55V56H225ZM31 56V57H32ZM45 56V57H44ZM47 56V57H46ZM49 56V57H48ZM54 56V57H53ZM142 56V55H141ZM181 56H182V58H181ZM189 56V57H188ZM238 56H239V58L241 57V59L243 58V59H247V60H245V61H248L250 64H253V65H250L248 62H245V63H248L249 65H250V67L248 66L247 68H246V66H247V64H246V66L244 67V66H241L244 70H242V68L240 67V65H241V61H239V58H238ZM193 57V58H192ZM203 57V58H202ZM208 57V59H209V56H207ZM229 57V58H228ZM236 57V56H235ZM250 57V56H249ZM174 58V59H173ZM184 58H186L187 59V62H189V63H187V62H184V61H186ZM234 60H233V59ZM51 59V60H50ZM148 59V57H146L145 59H144V63H148L150 60ZM193 59V60H192ZM229 59H230V61H229ZM232 59V60H231ZM32 60H33V58H32ZM31 60V61H32ZM57 60H58V62H57ZM160 60V61H159ZM169 60H170V63H169ZM180 60V61H179ZM184 60V61H183ZM190 60V61H189ZM192 60V61H191ZM200 60H202V61H200ZM239 61V62H241V63H239V62H237V61ZM255 60V61H254ZM105 61H107V59L105 60ZM105 61H103L105 64H106V62ZM108 61H110V60H108ZM148 61V62H147ZM194 61V62H193ZM197 61V62H196ZM215 61V62H214ZM232 61L234 62V61H236V62H234V63H232ZM244 61V60H243ZM47 62V61H46ZM47 62V63H48ZM55 62H57V63H55ZM64 62V61H63ZM115 62H117L116 64H117V66H120V65H123V64H121L122 62L121 61H113V60H111V63H108L109 65L108 66H110L111 64H112V66H113V63H115ZM119 62H120V64H119ZM179 62L180 63H182V64H179ZM184 62V63H183ZM208 62V63H207ZM261 62H262V64H261ZM102 63V62H101ZM176 63V64H175ZM179 65H178V64ZM203 63H204V65H203ZM216 63V64H215ZM104 64V66H106ZM116 64H114L115 66H116ZM119 64V65H118ZM191 64V65H190ZM239 65V69L241 70H239L237 67H235V65ZM91 65V64H90ZM101 65V64H100ZM99 65V66H100ZM261 65V66H260ZM262 65H263V67H262ZM115 66H113V67H115ZM115 67V68H113V69H116V68H118V67ZM126 66V64L124 63V68H126L125 67ZM179 66V67H178ZM196 66V65H195ZM217 66V67H216ZM96 67V66H95ZM111 67V66H110ZM138 67V66H137ZM171 67V68H170ZM173 67V68H172ZM176 67H178V68H176ZM185 67V66H184ZM256 67H254L255 69H256ZM259 67H262L261 69L259 68ZM89 68V67H88ZM92 68V67H91ZM91 68H89L88 70H90V71H88V73H87V75L86 74H84V71H85V68L83 69V73L81 72L80 74H81V76H82V74H83V76H82V78H80V82H82V79H84L85 77H86V79L87 78H91V81H89L88 80V82H87V80H86V82H85V80L83 81L84 83H86V84H89V82H90V86H89V90H91L92 89V87H91V83H93V87H94V81L96 80H98L99 79V77H100V79H102V77L103 76H106L105 77V79H102L103 80V84H104V80H105V82H106V79H108V77H110V80H111V82H112V80H113V82L116 80V78L118 79L119 77H120V80H122V81H120L119 79L117 80L118 82H116V83H111V82H108V80H107V83H106V85L105 86H107V87H105V88H111L112 87V84L114 85V84H116L117 85V87L119 86V84H120V82L122 83L123 81H124V79L126 80V78L128 77H130V79H131V76H128V75H133L132 74V72H130V74L128 73V72H126V69L124 70V73H123V75H124V77H126V78H121V76H120V74H119V76L116 74V78L114 77L115 76V74H114V76L113 75H111L110 73H112V72H114V70L112 71H110V73H109V71L107 72L106 70H104L105 68H107V67H104V69H98L97 68V70H95V68H94V70H93V68L91 69ZM99 68H101V67H99ZM103 68V67H102ZM176 68V69H175ZM236 68L239 70H237L236 71ZM250 68V69H249ZM42 69H43V72H44V69H45V73L46 74H48L47 72V67L46 68H43L42 67ZM58 69V68H57ZM107 69H109V68H107ZM119 69V68H118ZM121 69V68H120ZM128 69V68H127ZM132 69H133V67H132ZM195 69V68H194ZM235 69V70H234ZM248 70V72L246 73V71ZM254 69V70H255ZM264 69V68H263ZM117 70V69H116ZM123 70V69H122ZM122 70H120L121 72H123ZM129 71H131V68L130 69H128ZM127 70V71H128ZM172 70V71H173ZM214 70V71H213ZM246 70V71H245ZM250 70V71H249ZM87 71V70H86ZM119 71V70H118ZM170 71V70H169ZM194 73H193V72ZM236 71V72H235ZM245 71V72H244ZM107 72V73H106ZM191 72V73H190ZM197 72V73H196ZM239 72V73H238ZM254 73H257V72H255V71H253ZM115 73H117V72H115ZM126 73H128V74H126ZM241 73V74H240ZM246 73V74H245ZM106 74H108V75H106ZM235 74H237V77H236V79H235ZM243 74H245V80L243 79V78H241V77H243L244 75ZM84 75H86V76H84ZM110 75V76H109ZM178 75V76H177ZM197 75V76H196ZM238 75H239V78H240V82H239V80L237 81V79H238ZM250 75V77L251 78H253L254 77V75H253V77ZM257 75V77H259L258 76V73L256 74ZM90 76V77H89ZM108 76V77H107ZM112 76H113V79H112ZM241 76V77H240ZM61 78V75L60 74H58V78ZM199 77L201 78V79H199ZM250 77H248V78H250ZM98 78V79H97ZM142 77H139V79L138 78H132L131 80V82H133V81H139L140 82V79H141ZM167 78V77H166ZM166 78H165V76L164 77H162L161 79H160V81L159 82H157V84H158V86L156 87V83L155 84H148V86L145 88L144 87V85L142 84V86L141 85H139V83H138V90H139V87H141L142 89H148L147 90V93H148V91L150 90V91H153L152 93H154V90H157V89H159V88H161V87H163V86H165V88H168L167 86H166V83H167V80H166ZM197 78V79H196ZM255 78H256V76H255ZM255 78H253V79H255ZM264 78V77H263ZM263 78H262V80H263ZM93 79V80H92ZM135 79V80H134ZM138 79V80H137ZM261 78H259L258 80H260ZM59 80H61V82L59 81V84H62L63 85V83L64 82H62V81H64L62 78L61 79H59ZM102 80L100 81V80H98V81H100V82H102ZM250 80V79H249ZM249 80H247V81H249ZM252 80V79H251ZM250 80V81H251ZM257 80V79H256ZM258 80H257V82H258ZM200 81H202L201 83H200ZM242 81V82H243ZM248 82V83H250V84H248L247 82H245V83H247L248 85H251V83H252V81L251 82ZM264 81V80H263ZM96 83L95 85H99V87H103V84L102 83ZM126 82H129V81H126ZM131 82H129V83H125L126 85H129V84H132V86L133 87H131V86H129V87H127L128 89L129 88H134V84L133 83H131ZM135 82V83H136ZM195 82L197 83L198 82V84H200V85H197V87L199 86V88H197V87H195ZM256 82V81H255ZM255 82L254 83H252V84H254L253 85V87L255 86ZM260 82H261V80H260ZM66 83V82H65ZM83 83V86L85 87L86 85ZM244 83V82H243ZM67 84V83H66ZM81 84V83H80ZM109 84H111V86H109ZM122 84H124V83H122ZM141 84V83H140ZM257 84H261L262 85V82L261 83H257ZM256 84V85H257ZM45 85H48V86H44V87H46V88H43V96H45V94H48V93H45V92H47V91H49L50 93L53 91V86L52 85H50L51 87H52V90L50 89V88H48L49 87V82L48 83H45ZM62 85H60L61 86V91L63 92V95H64V97H65V94H66V96H67V98H70L71 97V95H70V91H68V89L70 90V88H69V85H68V87H66L65 88V86H67V85H63L64 87H62ZM82 85V84H81ZM100 85H102V86H100ZM121 85V84H120ZM136 86H137V84H135ZM177 85V86H176ZM244 85H246V84H244ZM248 85H246V87H248ZM115 86V85H114ZM136 86H135V88H136ZM208 87V89H207V87ZM259 87L258 88H260V85H258ZM43 87V86H42ZM117 87H116V89L114 90V89H112V91L114 90V91H116V90H119V88L117 89ZM123 87V86H122ZM151 87H152V90H151ZM153 87L154 88H156V89H154L153 90ZM245 87V86H244ZM244 87H242V89L244 88ZM250 87H252V86H250ZM250 87H249V89H250ZM256 87V86H255ZM254 87V88H255ZM261 87H263V86H261ZM63 88V89H62ZM91 88V89H90ZM113 88H115V87H113ZM124 88H126V87H124ZM140 88V89H141ZM182 88H183V90H182ZM48 89V90H47ZM67 91H66V90ZM110 89V90H111ZM122 89V88H121ZM142 89H141V91H142ZM192 89H194V91H195V89H199V91L197 92V91H195V92H193L194 94H196L195 96L197 97H192V95H191V97L192 98H189V97H186L187 96V93H188V96L190 95L189 94V92L192 90ZM261 89V88H260ZM263 89V88H262ZM261 89V90H262ZM63 90H65V91H63ZM127 90V89H126ZM130 90V89H129ZM132 90V89H131ZM133 90H135L136 91V89H133ZM167 90H169V88L167 89ZM182 90V91H181ZM121 91H123V93L121 92ZM144 91V90H143ZM263 91H264V89H263ZM263 91H261V92H263ZM54 92V91H53ZM65 92H67V93H65ZM68 92H70L69 94H68ZM117 92V91H116ZM116 92L114 93L113 92V94H116ZM120 92H121V94H124V90H120ZM132 92V91H131ZM131 92H128L127 93V95L126 94H124V95H126V97H127V99H126V97L124 96V95H122V97L123 98H125V101H127L128 99H131V97H129L128 96V94L129 93H131ZM156 92V91H155ZM197 92V93H196ZM49 93V94H50ZM65 93V94H64ZM83 90H81V92H80V97H79V103H76L75 101H76V99H75V104H76V106H75V108H77V110L74 108V106H73V108L75 109H73L74 110V112H73V110H72V112L76 115V117H78V119L79 118H84L83 120H85L86 121V116L87 115H91V113L92 112H94L95 114H93L92 113V115L94 116H91V117H93V118H97V116H98V113H97V109H96V111H93V109H95L96 107H91L90 108V106L88 107V106H86V103L88 104L89 102H93L91 99H95L94 97H96V92H94V90H92V92L91 93H89V97H88V100H89V102H88V100L87 101H85V98H83V100H82V102H84V104L83 103H81L80 102V99H82V97L84 96L83 94ZM112 93V92H111ZM126 93V92H125ZM136 93V92H135ZM143 93H145V92H143ZM151 93V92H150ZM151 93V94H152ZM175 93V92H174ZM181 93V94H180ZM191 93V92H190ZM200 94V95H202V97L200 96V95H197V94ZM264 93V92H263ZM132 94H134V92H132ZM139 94V97L141 96L142 97V95L143 94H141V93H138ZM234 94V95H233ZM51 95L53 96L54 95V93L52 94L51 93ZM51 95H48V96H50V97H48L47 95H46V97H48V99L49 100H51ZM83 95V96H82ZM119 95V94H118ZM117 95V96H118ZM146 95V96H145ZM145 95H143L144 97H142L144 100H146V99H148V97L147 96H150L149 94L147 95L146 93H145ZM154 95V94H153ZM152 95V96H153ZM186 95V96H185ZM261 95V94H260ZM263 95V94H262ZM32 95H28L27 97L29 98V97H31ZM92 96H93V98H92ZM113 96V95H112ZM111 96V97H112ZM115 96V95H114ZM155 96V95H154ZM204 96V97H203ZM219 97L220 98V102H223V105L225 106V108L224 109H221V110H223L222 112H221V110H219L220 109V107L218 106V100H219V98H216V97ZM247 96H248V98H247ZM256 96V97H255ZM258 96V97H257ZM85 97V96H84ZM119 97V96H118ZM129 97V98H128ZM141 97H140V99H141ZM147 97V98H146ZM176 97H173V99L174 98H176ZM201 97V99L200 100H197V99H199ZM253 97V98H252ZM32 99H33V96L31 97ZM146 98V99H145ZM176 98V99H177ZM190 99V101L188 102H186V100L187 99ZM195 100H194V99ZM216 98V99H215ZM244 98V97H243ZM47 98H45L44 99V97H43V100H44V102H43V105L47 102V101H49L48 99H47V101L45 102V100H46ZM53 99V98H52ZM135 99V98H134ZM137 99H138V96H137ZM191 99H193L192 100V102H191ZM245 99V98H244ZM255 99H257V100H255ZM29 100V99H28ZM27 100V98H26V102L28 101ZM107 100V99H106ZM133 100V99H132ZM142 100V99H141ZM143 100V101H144ZM175 100V99H174ZM131 100H129V102H130ZM135 102H136V99L134 100ZM138 101V100H137ZM185 101V102H184ZM246 103H245V102ZM49 102H51V101H49ZM73 102V103H74ZM78 102V101H77ZM106 102V101H105ZM128 102V101H127ZM135 102H133V103H135ZM219 102V103H220ZM250 102V103H249ZM29 103H31V101L29 102L28 101V106H29V108L31 107L30 105H29ZM90 103V104H91ZM94 103V102H93ZM92 103V104H93ZM131 104H133L132 103V101L130 102ZM141 102L139 101V103L138 104H140ZM184 103V104H183ZM185 103H187V104H185ZM239 103H241V105L239 104ZM264 103V102H263ZM262 103V104H263ZM33 103H31V105H32ZM48 104V103H47ZM47 104H45L44 105V111H46L45 110V107H46V109L48 108V106H46ZM50 104V103H49ZM103 104V106H100V108H102V107H104V105H105V103L103 102L102 103ZM142 104V103H141ZM243 104V105H242ZM248 104H250V105H248ZM256 104V105H255ZM100 105H101V103H100ZM182 105V106H181ZM183 105H187V106H189L188 108H187V106H183ZM213 105H217V107L216 108H213V107H215V106H213ZM264 105V104H263ZM78 106V107H77ZM79 106H82V107H80L79 108ZM93 106H94V104H93ZM112 106H115V107H117L118 106V109L116 110L115 109V111L119 114L120 113V104H113ZM181 106V107H180ZM242 106H244L243 108H242ZM256 106H258V107H260L259 109L261 110H258L257 108H256ZM58 107H60V109H59V112H60V110H61V105H59ZM184 107H186L187 109H189L188 111L187 110H184V109H186V108H184ZM218 107H219V109H218ZM32 108V107H31ZM63 108V107H62ZM83 108H84V110H83ZM91 110H90V109ZM110 108H113V107H110ZM200 108H201V112L202 113H200ZM212 108H213V110H212ZM33 109V108H32ZM32 109H30V110H32ZM49 109V108H48ZM195 109V110H194ZM198 109V110H197ZM246 109V110H245ZM250 111H249V110ZM83 110V111H82ZM110 110V109H109ZM203 110V111H202ZM248 110V111H247ZM257 110V111H256ZM44 111H42V112H44ZM49 111V110H48ZM62 111L64 112V110L62 109ZM86 111V112H85ZM88 111H91V113H89ZM112 111V110H111ZM113 111H114V108H113ZM197 113H196V112ZM214 111V112H213ZM250 112V113H249ZM256 112V113H255ZM46 112H44V116H42V118H40V119H45L44 117H47V113L45 114ZM82 113V114H81ZM79 114H81V115H79ZM85 114H86V116H85ZM97 114V116L95 117V115ZM248 114V115H247ZM258 114V115H257ZM41 115H42V113H41ZM46 115V116H45ZM71 115H73V114H71ZM75 115H73V116H75ZM90 115L89 116H87V117H89V118H91L90 117ZM252 115V116H251ZM80 116H82V117H80ZM85 116V117H84ZM203 116V117H202ZM228 116V117H227ZM248 116V117H247ZM252 118V119H250V121L252 120V122H248L249 120V118L250 117ZM224 118L225 117V119L227 118V119H229L230 117H232V118H230L231 120H227L226 119V121H224V120H222V121H224L223 123L225 124V126H226V123H227V121H228V123L229 122H231V123H229L228 124V126H229V129L227 128V127H225L224 126V124L222 125V123H220V119L219 118ZM93 118H91V119H88V120H92V121H95L94 123V127H95V130L97 131L98 129H97V127L96 126H98V122H99V120H98V118L97 119H95V120H93ZM262 119V120H258V119ZM19 119H20V117H19ZM38 120L37 122H39V121H41V120ZM73 119H75L76 120V118H74L73 117ZM218 120L217 122L215 121V120ZM232 119H234V120H232ZM241 119V120H240ZM21 120H22V118H21ZM21 120H19V121H21ZM80 121H81V123H82V119H79ZM185 120V121H184ZM238 120V121H237ZM247 120V121H246ZM259 122H258V121ZM78 120H76L75 122H74V120H73V122L74 123H76ZM221 121V122H222ZM233 121V122H232ZM256 123H255V122ZM43 122H45V121H43ZM84 122V121H83ZM237 122V124H235ZM256 124V125H253L255 128H250V127H252V124H254V123ZM260 122H262V124L260 123ZM40 123H42V122H40ZM78 123H79V121H78ZM81 123H79V125L81 126ZM184 123V125H186ZM199 123V122H198ZM221 124L222 126H224V128H226V129H228L227 131L229 132V130H234V129H236L234 132V134L235 135H233L234 137H232V133L231 132H225V130H223L224 128L223 127H221V128H223L222 130V133H224V134H228V136H231V140H232V143L230 142L231 140L229 139V142L231 143V144H233V140H234V142L237 140H239L240 141V139L241 140H243V139H245V140H243V141H248V143H244L243 142V144L242 145H244V147L243 146H241L242 148H240V149H235V150H233L234 148H231L230 150H229V146H230V144H229V142L228 141H226L225 142V144L224 145H222V140H220L219 138H222V133L220 134V132H221V129L220 128H218V126H219V124ZM235 125H234V124ZM239 123L240 124H242V126L244 127H242V126H238L239 125ZM245 123V124H244ZM252 123V124H251ZM260 123V124H259ZM77 124V123H76ZM75 124V125H76ZM210 124V125H209ZM231 124L233 125V126H231ZM244 124V125H243ZM249 124L251 125V126H249ZM195 126L197 125L198 126V124L196 123V124H194ZM220 125V126H221ZM237 125V126H236ZM248 125V126H247ZM260 125V127H258ZM72 126H74V125H72ZM189 126V128L191 127L190 125H188ZM187 126V127H188ZM231 126V127H230ZM246 126V127H245ZM238 127L240 128V130H241V128H242V130H243V132H242V130H241V132H240V130H238ZM256 127L257 128H259V129H257V131L258 130H260V128L263 130V134H261L260 132H257V131H255L256 130ZM231 128V129H230ZM246 128H247V130H246ZM105 129H107L106 127L105 128H103L102 130H104L105 131ZM220 129V130H219ZM249 129H251V130H249ZM94 130V131H95ZM219 132H218V131ZM245 130V131H244ZM254 130V131H253ZM262 130H260V131H262ZM95 131V133H97ZM250 132V134H249V132ZM99 132V131H98ZM103 132V131H102ZM238 132V133H237ZM244 132H246L245 134H244ZM253 134H252V133ZM100 133V132H99ZM105 133V136L106 135H108L107 133H106V131L104 132ZM231 133V134H230ZM255 133H260V137H259V134H258V136L255 134ZM52 134V133H51ZM50 134V135H51ZM98 134V133H97ZM230 134V135H229ZM237 134V135H236ZM241 136H240V135ZM242 134H244V135H242ZM249 134V135H248ZM85 135V134H84ZM238 135H239V137H238ZM258 137H256V136ZM243 136V137H242ZM248 136H251V138L250 137H248ZM85 138H84V142H83V140H80L81 142H79V144L82 146V142H83V148H82V150L80 149L79 151H81V152H83V149H85L84 151H86V153H90V152H92L91 150H93V154H94V152H96L95 150H97V149H99V150H97V152H96V154L97 153H99V155L102 153V151H104V150H106V148H103V150L101 151L100 150V148H102L103 146L102 145H100L101 147H99V146H97V145H95L96 144V141H94V142H91L92 140H90L89 142L91 143V145H89V143L87 144H85V142H88V136H87V134L84 136ZM106 137H108V136H106ZM227 137V136H226ZM254 137L256 138V139H254ZM71 138V137H70ZM235 138H237V139H235ZM243 138V139H242ZM246 138L248 139V138H250V139H248V140H246ZM72 139H73V137H72ZM72 139H70L69 141L71 142L72 141ZM83 139V138H82ZM227 140H228V138H227ZM249 140L250 141H252V142H249ZM254 140H257V141H254ZM68 141V144H73V145H75V141L76 140H74L73 139V142L72 143H70ZM239 141H238V143H239ZM75 142V143H74ZM241 142V141H240ZM255 142V143H254ZM242 143V142H241ZM240 143V144H241ZM79 144H78V141H77V143H76V146L78 145L79 146ZM235 144H236V142H235ZM247 144V145H246ZM251 144V145H250ZM254 144V145H253ZM256 144V145H255ZM69 145V146H70ZM84 145H86L85 147H84ZM229 145V146H228ZM249 145V146H248ZM88 146H90V147H88ZM98 148H97V147ZM240 147V145H236L235 147ZM60 147V146H59ZM95 147L97 148V149H95ZM247 147V148H246ZM256 147H257V149H256ZM91 148V149H90ZM249 148V149H248ZM87 149V150H86ZM95 149V150H94ZM90 152H89V151ZM228 150H229V152H228ZM231 150H233V151H231ZM237 150V151H236ZM240 150V151H239ZM88 151V152H87ZM98 151H101V153L100 152H98ZM71 152V154H72V150L70 151ZM233 153V155H231L232 156V159H233V156H234V159L233 160H236L238 157V161L237 162H240V160H242L243 159V161L240 163L241 165H240V168H238V164L237 163H235L236 164V166H237V168H236V166L235 165H233V161L232 160H230L229 159V156H230V154L231 153ZM236 152H238V157H235V154H236ZM74 153V152H73ZM83 153H85V152H83ZM91 153V154H92ZM181 153H182V151H181ZM227 153H230L229 155L227 154ZM263 154V155H262ZM186 155V152H183L182 153V156H180V158H185L184 156ZM227 155H228V157H227ZM230 156V157H231ZM236 156H237V154H236ZM254 156V157H253ZM102 157V156H101ZM100 157V159L99 160H102V158ZM263 157V158H262ZM240 158H242V159H240ZM104 159V158H103ZM179 159V158H178ZM240 159V160H239ZM259 159V160H258ZM186 160V159H185ZM230 160V161H229ZM245 160V161H244ZM258 162H257V161ZM50 161L51 162H54L52 159H50ZM49 162V161H48ZM103 161H100V163H101V165H103V164H105V162L104 163H102ZM236 162V161H235ZM253 162L255 163L254 165V167H253ZM187 163V162H186ZM251 163V164H250ZM1 164V163H0ZM35 165V164H34ZM33 165V166H34ZM106 165V164H105ZM257 165V166H256ZM1 166V165H0ZM261 166V167H260ZM35 167V166H34ZM246 167V168H245ZM248 167H250V168H248ZM95 169V168H94ZM99 168H97V170H98ZM237 169H239V171H247V174H244V173H246V171L243 173L242 171L241 172H238V170ZM245 169V170H244ZM253 169V170H252ZM96 170V169H95ZM94 170V171H95ZM93 171V168H92V172L93 173H91V171L90 172H88L86 175L87 176H89V177H92V174H95V175H93V177L92 178H94V176H95V178H96V176H98L97 174H99L98 172H100V176H103V175H101V169L99 170V171ZM185 170V169H184ZM186 171V170H185ZM184 171V172H185ZM248 171H250V172H248ZM187 172V171H186ZM185 172V173H186ZM103 173H105V172H103L102 171V174ZM243 173V174H242ZM203 175H205L204 173H202L201 174V177L202 178H204L205 176H203ZM239 175H240V177H239ZM99 176V177H100ZM243 178H242V177ZM98 177V178H99ZM102 178V177H101ZM100 178V179H101ZM241 178H242V180H241ZM68 180V181H67ZM95 180V179H94ZM96 180H97V178H96ZM67 181V182H66ZM70 181V179L69 178H67V179H65V183L64 184H66V183H68ZM109 181V180H108ZM175 181H176V183H177V186L180 188L181 186V183L179 182L180 181V176H179V174L178 173H176V177H175ZM240 181L242 182V184L240 183ZM71 182V181H70ZM168 184H169V181L167 182ZM238 184H240V185H242L241 186V188L242 189H244L243 191H241V192H239L240 191V187H238V186H240V185H238ZM79 186L78 187H80L81 185L80 184H78ZM211 188V187H210ZM175 190V191H174ZM191 190V191H192ZM172 191H173V195L176 197V187H172ZM200 192H203V195H202V193L200 194ZM225 194H227V195H225ZM214 195H216L217 196V198H216V196L214 197ZM237 195H238V198L237 199H239V197L242 199L241 201H236L235 200V198L237 197ZM4 196H5V199H8V201H10L11 202V206L9 207V208H11V209H13V210H18V208H17V203L19 204V202L21 201V199H19L18 200V194H17V192H14V194L13 195H11L10 196V194L8 193V192H5V194H4ZM11 198V199H10ZM178 200H180V202H183V200L184 199H182L181 198V196H178V197H176ZM219 198V199H218ZM229 198H232V200L234 201H236L237 203L238 202H242V206L240 205V203L237 205V203L235 204V202H234V205L233 206H230L231 208L230 209H232V211H230V209H229V206H228V203H229ZM10 199V200H9ZM14 199V200H13ZM217 199V200H216ZM34 200V201H33ZM66 201L67 200H69V199H65ZM210 200V201H209ZM36 200H35V198H34V196H32L31 197V203L33 202H35ZM206 201V202H207ZM213 201L211 202V203H213ZM258 201V202H259ZM15 202H17V203H15ZM49 202V203H48ZM179 202V201H178ZM207 202V203H208ZM14 203H15V205H14ZM51 202H50V197L49 196H47V199L45 200V202H44V204H46V205H49ZM211 203H210V205H209V207L210 208H207V209H203V210H208L209 209V211H210V209L212 208V207H214V205L212 206L211 205ZM256 203H257V201H256ZM263 203H261V204H263ZM21 204V203H20ZM60 204V206H61V208H63L62 207V205H61V202L59 203ZM170 205L172 204L171 203V201H170V203H169ZM199 204L202 206V204L201 203H198L197 205H196V208H198V207H200L199 206ZM232 204V203H231ZM14 205V206H13ZM67 208H69V209H71L72 208V210H76V209H74V208H76V206L78 205V202L76 201V202H73V201H68V203H67ZM222 205V206H221ZM247 205V206H246ZM79 206V205H78ZM246 206V207H245ZM82 207H83V205H82ZM258 207V206H257ZM17 208V209H16ZM79 208V207H78ZM201 208V210H200V213H199V208H198V216H200L201 217V215H203V214H205L203 211H202V207H200ZM229 209V211H228V209ZM212 210V209H211ZM246 210V211H245ZM15 211V212H16ZM208 211V213H210L208 216L205 214V216H203V217H206L207 216V218H202L203 220H199V222L201 223V226L198 224V229H199V231H201V232H204V230L205 231H207L206 229V226L208 225L207 223H209L208 222V218L210 219V217L212 218V216L214 215V214H211V211L209 212ZM213 211V210H212ZM24 212H25V215H27V216H29V218H31V219H33L35 222H36V211H32L31 209H27V208H25L24 209ZM197 212V211H196ZM214 212H212V213H214ZM231 212V213H230ZM239 212V213H238ZM203 213V214H202ZM207 213V214H208ZM242 213V214H241ZM201 214V215H200ZM231 214V215H230ZM57 215H59V214H57V213H55V214H53L52 216H54V217H58ZM67 215V214H66ZM195 215H196V213H195ZM212 215V216H211ZM217 216V217H216ZM233 216V215H232ZM239 216V215H238ZM237 216V218L236 217H234V218H236V220L237 219H240L241 218V216H240V218ZM196 218H197V216H195ZM243 217V216H242ZM201 218H199L198 217V219H201ZM213 218V219H214ZM227 218H229V219H227ZM197 219V220H198ZM206 219H207V222H206ZM217 219H219V218H217ZM243 219H241V220H243ZM20 220V219H19ZM59 220V218H57V221ZM235 220V219H234ZM188 222H189V220H187ZM186 221V222H187ZM213 221V220H212ZM238 221H240V220H238ZM20 222H22V220H20ZM59 222V221H58ZM37 223V222H36ZM35 223V224H36ZM60 223V222H59ZM58 223V224H59ZM251 223V222H250ZM195 224H196V222H195ZM225 224V225H224ZM54 223L52 222V220L49 222V226H48V228L49 229H51V230H54ZM239 225H242V226H244L245 227V225H243V223L241 224H239ZM203 226V227H202ZM242 226H238V227H242ZM200 227H202V228H200ZM243 227V228H244ZM242 228V229H243ZM201 229V230H200ZM241 229V228H240ZM262 230L264 231V227L262 228ZM255 231V230H254ZM253 230H251L250 229V231L248 230V231H246V233H251V232H254ZM257 232H259V233H257ZM241 233V232H240ZM264 233V232H263ZM256 234L257 235H259V234H261V232L259 231V230H257L256 231ZM256 234L255 235H251V237L249 238L250 240H253L255 243H256V239H257V236H256ZM242 235V234H241ZM240 236V235H239ZM256 240V241H255ZM32 241V239L31 238H29L28 240H27V242H30V243H28L29 245H32L31 243H33V241ZM252 242V241H251ZM262 244H264V242H261V244L260 245H262ZM264 246V245H263ZM263 246H262V248H263ZM256 247H261V246H256ZM249 249V247H246L245 249ZM256 256H258V255H256ZM255 256V257H256ZM257 258V257H256ZM259 258V257H258ZM241 260H246L245 262L247 263L249 260L247 259V258H244V257H241L240 258ZM264 259V258H263ZM10 261V260H9ZM47 260H44V263L45 264H49L48 262H46ZM249 263V262H248Z\"/></svg>",
  "mask_w": 264,
  "mask_h": 264
}]
</instances>
